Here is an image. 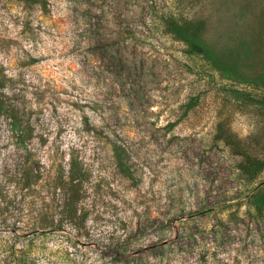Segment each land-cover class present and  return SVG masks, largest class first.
Instances as JSON below:
<instances>
[{
	"label": "rangeland",
	"instance_id": "obj_1",
	"mask_svg": "<svg viewBox=\"0 0 264 264\" xmlns=\"http://www.w3.org/2000/svg\"><path fill=\"white\" fill-rule=\"evenodd\" d=\"M131 2L0 0V264H264L188 217L241 165L264 194V0H149L136 47Z\"/></svg>",
	"mask_w": 264,
	"mask_h": 264
},
{
	"label": "trees",
	"instance_id": "obj_2",
	"mask_svg": "<svg viewBox=\"0 0 264 264\" xmlns=\"http://www.w3.org/2000/svg\"><path fill=\"white\" fill-rule=\"evenodd\" d=\"M131 5L136 7L139 11L137 14L131 16L132 21L127 23V27H125L124 31L126 32V38H130V42H132L134 47L140 44V39L138 37H140V33L148 32V26L151 25L157 31H161L164 27L177 24L173 12L165 10L164 8L157 9L158 7L156 4H149V0H132ZM142 27L146 29L143 30ZM174 27H176L175 31L177 32L179 30L178 27ZM176 35L179 39L190 41V38H187L183 34V31H179ZM121 40H123V36H117L116 44L120 43ZM188 51V48L184 49L183 53L189 54L190 52ZM198 101V94L190 96L187 102L180 105L182 115H186L189 110L198 104ZM0 106H2V108L5 106L2 98H0ZM171 123L172 122H168V124ZM71 164L72 166H77L75 158L71 159ZM237 169L241 172L235 174V177L238 179L236 183L238 184L230 187L227 196L211 198L206 206L188 215V217L196 215L204 217L208 213L212 214L213 222L210 224V229L214 232H211L210 235L213 238L212 240L219 244H224L225 240L228 241L231 236H237L238 240L245 245L249 242L254 243L259 234L258 231L264 229V217H260V214L257 213V207L260 205L264 196L260 188L262 184L250 186L246 190L241 187V184L255 179L258 169L252 164L248 166L241 165V167L238 166ZM80 175L81 177L83 176L82 172H80ZM220 228L222 229L219 231ZM183 238L194 240L195 234L190 232L183 235ZM163 243H166V241H163ZM216 245L215 242H212L213 248H215Z\"/></svg>",
	"mask_w": 264,
	"mask_h": 264
}]
</instances>
